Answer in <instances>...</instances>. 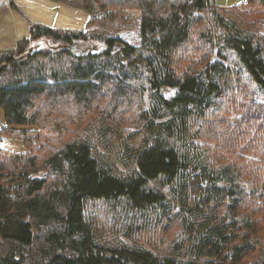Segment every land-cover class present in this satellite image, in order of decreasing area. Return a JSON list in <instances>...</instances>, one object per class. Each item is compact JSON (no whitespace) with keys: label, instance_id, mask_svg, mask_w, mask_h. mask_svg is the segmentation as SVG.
<instances>
[{"label":"trees","instance_id":"1","mask_svg":"<svg viewBox=\"0 0 264 264\" xmlns=\"http://www.w3.org/2000/svg\"><path fill=\"white\" fill-rule=\"evenodd\" d=\"M113 6L138 47L31 22L0 49L24 146L0 145V264H264V0H82L87 24Z\"/></svg>","mask_w":264,"mask_h":264},{"label":"rangeland","instance_id":"2","mask_svg":"<svg viewBox=\"0 0 264 264\" xmlns=\"http://www.w3.org/2000/svg\"><path fill=\"white\" fill-rule=\"evenodd\" d=\"M82 5V0H72ZM222 8H229L235 4L241 2L242 0H215ZM140 10L132 8H119V7H110L107 9L105 14L98 16V18L86 25L85 31L89 33V36L94 34L103 37H113L121 42H127L133 46L138 47L140 45ZM260 32L264 33V27L258 26ZM199 32V29H196L195 33ZM199 34H196V36ZM191 40H194V37H191ZM58 42H53L49 37L38 38L32 40L28 43L30 50L37 49H46L53 45H57ZM79 49H95L101 51L105 48V41L96 36H91L87 40H75L73 42ZM190 49V48H189ZM191 50V49H190ZM173 88L166 87L163 89L165 95H170L173 93ZM146 101H143V106L146 109L150 101L145 96ZM129 112V116H130ZM239 117V113L236 112L229 118V122H234ZM6 125V119L3 113V110L0 108V126ZM0 145L9 149H18L20 151L24 150L23 142L19 138H13L11 136H4L0 140ZM58 145H54L53 148ZM104 153L109 150L102 148ZM120 165V164H119ZM121 166V165H120ZM123 169L125 167L121 166Z\"/></svg>","mask_w":264,"mask_h":264},{"label":"crops","instance_id":"3","mask_svg":"<svg viewBox=\"0 0 264 264\" xmlns=\"http://www.w3.org/2000/svg\"><path fill=\"white\" fill-rule=\"evenodd\" d=\"M88 12L72 0H0V49H15L30 35V23L59 29H85Z\"/></svg>","mask_w":264,"mask_h":264},{"label":"water","instance_id":"4","mask_svg":"<svg viewBox=\"0 0 264 264\" xmlns=\"http://www.w3.org/2000/svg\"><path fill=\"white\" fill-rule=\"evenodd\" d=\"M75 47H76L75 45H72V48H71V49H72V50H74V49H75Z\"/></svg>","mask_w":264,"mask_h":264}]
</instances>
